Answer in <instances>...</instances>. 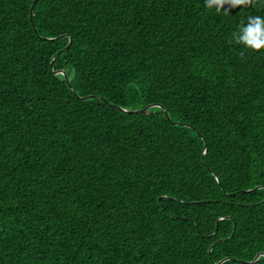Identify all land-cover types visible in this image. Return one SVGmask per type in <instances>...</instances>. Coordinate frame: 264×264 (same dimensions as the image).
Returning a JSON list of instances; mask_svg holds the SVG:
<instances>
[{
	"label": "trees",
	"instance_id": "1",
	"mask_svg": "<svg viewBox=\"0 0 264 264\" xmlns=\"http://www.w3.org/2000/svg\"><path fill=\"white\" fill-rule=\"evenodd\" d=\"M32 1L0 0V264H264V49L230 42L264 0Z\"/></svg>",
	"mask_w": 264,
	"mask_h": 264
},
{
	"label": "clouds",
	"instance_id": "2",
	"mask_svg": "<svg viewBox=\"0 0 264 264\" xmlns=\"http://www.w3.org/2000/svg\"><path fill=\"white\" fill-rule=\"evenodd\" d=\"M253 4V0H205V7L209 10L215 9L217 13H229L231 9L237 7H248ZM228 5V9H225ZM230 42L243 45L246 49L259 51L264 49V16H248L247 22L243 21L238 29L231 33Z\"/></svg>",
	"mask_w": 264,
	"mask_h": 264
},
{
	"label": "water",
	"instance_id": "3",
	"mask_svg": "<svg viewBox=\"0 0 264 264\" xmlns=\"http://www.w3.org/2000/svg\"><path fill=\"white\" fill-rule=\"evenodd\" d=\"M34 1H35V0L32 1L31 5H30V8H29V17H30V14H31L32 4L34 3ZM69 42H70V39H68V43H69ZM68 43H67V44H68ZM66 46H67V45H65L63 48H66ZM54 73H59V74L63 75V78H64V80H65V83H66L67 87H68V88L70 89V91H72V93L74 94L72 88L70 87V85H69V83H68V79H67L66 74H65L62 70L55 71ZM74 95H76V94H74ZM89 97H91V95L80 96L79 98H80V99H87V98H89ZM153 106H156V107L161 108L160 105L155 104V103H152V104H147V105H145L144 107H141V108H139V109H136V110H134V112H140V111H143V110H145V109H147V108H150V107H153ZM119 109H120V108H119ZM161 109H162V108H161ZM127 112H130V111L128 110ZM162 112H163L164 117L167 118L168 116H167L166 111H165L164 109H162ZM172 123H173V124H180V125H187V124L180 123V122H172ZM187 126H188V125H187ZM203 152H204V146H203V150H202V154H201V156L203 155ZM259 187H260V186H256L255 188L258 189ZM263 200H264V197L262 198L261 201H263ZM208 251H209V249H208ZM259 255H264V254H262V253H258V254H256L255 257L252 259L251 262H253L254 260H256L257 257H258ZM224 259H225V258L221 259L219 262L223 261Z\"/></svg>",
	"mask_w": 264,
	"mask_h": 264
}]
</instances>
